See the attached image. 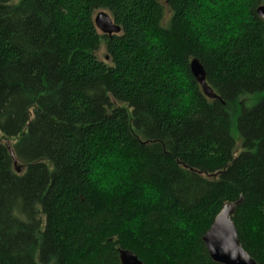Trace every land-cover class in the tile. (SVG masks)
<instances>
[{"label": "trees", "instance_id": "obj_1", "mask_svg": "<svg viewBox=\"0 0 264 264\" xmlns=\"http://www.w3.org/2000/svg\"><path fill=\"white\" fill-rule=\"evenodd\" d=\"M259 6L0 0V264H122L119 249L217 264L203 237L240 200V242L264 264ZM100 11L119 34H101Z\"/></svg>", "mask_w": 264, "mask_h": 264}, {"label": "water", "instance_id": "obj_2", "mask_svg": "<svg viewBox=\"0 0 264 264\" xmlns=\"http://www.w3.org/2000/svg\"><path fill=\"white\" fill-rule=\"evenodd\" d=\"M168 2L169 0H161ZM258 16L264 19V6H259ZM98 30L108 36H113L121 32L119 26H115L112 18L104 12L98 14L95 19ZM192 75L204 89L206 96L216 99L217 96L212 92L206 83V75L203 66L197 59L190 61ZM12 157L14 153L11 150ZM16 163V162H15ZM242 202V200H240ZM227 204L214 219V223L203 237V244L206 245L211 259L217 264H258L243 248L238 231L232 220L236 206L240 204ZM122 264H143L137 256L125 249H119Z\"/></svg>", "mask_w": 264, "mask_h": 264}, {"label": "rangeland", "instance_id": "obj_3", "mask_svg": "<svg viewBox=\"0 0 264 264\" xmlns=\"http://www.w3.org/2000/svg\"><path fill=\"white\" fill-rule=\"evenodd\" d=\"M101 12H104V11H100V12H97L96 13V15H95V19H96V17L98 16V14L99 13H101ZM104 13H106V12H104ZM243 12H242V9H240V8H238L237 10H236V12H235V14H236V16L238 17L239 16V14H242ZM108 15H109V13H107ZM110 16V15H109ZM111 17V16H110ZM102 34V33H101ZM106 51V48H105V45H103L102 47H101V49H100V51H99V53H98V58L100 59V60H102V61H105V60H107L106 59V55H107V53L105 52ZM14 144V142L13 141H10V145L12 146ZM111 164H113L114 166L115 165H120V168H118L119 169V172H117L116 173V175H120L121 176V179L122 178H124V174L122 175L121 174V172H123V170H125V168L123 167V164L122 163H117L116 161H114V162H112ZM121 171V172H120ZM119 178L120 177H113L112 179H108V178H106V179H108V184H110V185H113V184H115V183H117V181H119Z\"/></svg>", "mask_w": 264, "mask_h": 264}]
</instances>
